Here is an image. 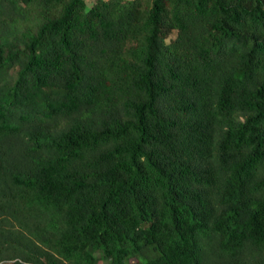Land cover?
I'll return each instance as SVG.
<instances>
[{"label":"trees","instance_id":"16d2710c","mask_svg":"<svg viewBox=\"0 0 264 264\" xmlns=\"http://www.w3.org/2000/svg\"><path fill=\"white\" fill-rule=\"evenodd\" d=\"M130 256L264 264V0H0V264Z\"/></svg>","mask_w":264,"mask_h":264},{"label":"rangeland","instance_id":"374dc122","mask_svg":"<svg viewBox=\"0 0 264 264\" xmlns=\"http://www.w3.org/2000/svg\"><path fill=\"white\" fill-rule=\"evenodd\" d=\"M98 252H96V255L98 256ZM153 254V251H150L149 253H148V255H152ZM137 259V257H135V256H130V257H128V258H126L125 259V262L127 263V264H130L132 261H135ZM106 260L105 259H103V258H98V264H103V262H105Z\"/></svg>","mask_w":264,"mask_h":264}]
</instances>
